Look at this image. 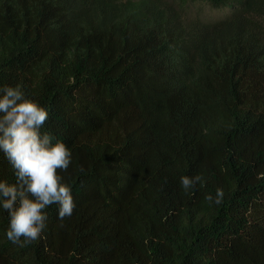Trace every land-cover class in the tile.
Wrapping results in <instances>:
<instances>
[{"label":"trees","instance_id":"obj_1","mask_svg":"<svg viewBox=\"0 0 264 264\" xmlns=\"http://www.w3.org/2000/svg\"><path fill=\"white\" fill-rule=\"evenodd\" d=\"M4 84L48 109L76 206L23 246L0 211V264H264V0H0Z\"/></svg>","mask_w":264,"mask_h":264},{"label":"clouds","instance_id":"obj_2","mask_svg":"<svg viewBox=\"0 0 264 264\" xmlns=\"http://www.w3.org/2000/svg\"><path fill=\"white\" fill-rule=\"evenodd\" d=\"M48 115L20 84L0 85V153L15 177L12 183L0 179V211L7 213L4 235L21 246L40 237L49 206H57L60 220L71 216L76 206L70 185L60 175L68 170L72 153L63 141L41 132ZM205 183L201 174L179 179L185 193ZM223 196V189L217 188L215 197L206 199L220 204Z\"/></svg>","mask_w":264,"mask_h":264},{"label":"rangeland","instance_id":"obj_3","mask_svg":"<svg viewBox=\"0 0 264 264\" xmlns=\"http://www.w3.org/2000/svg\"><path fill=\"white\" fill-rule=\"evenodd\" d=\"M222 14V12L211 11L205 4L198 2L188 8L187 17L209 21L221 17Z\"/></svg>","mask_w":264,"mask_h":264}]
</instances>
